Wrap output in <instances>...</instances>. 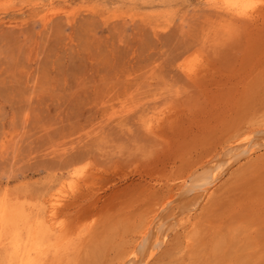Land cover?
Instances as JSON below:
<instances>
[{"label":"rangeland","instance_id":"1","mask_svg":"<svg viewBox=\"0 0 264 264\" xmlns=\"http://www.w3.org/2000/svg\"><path fill=\"white\" fill-rule=\"evenodd\" d=\"M217 1L0 0V264H264V0Z\"/></svg>","mask_w":264,"mask_h":264},{"label":"bare ground","instance_id":"2","mask_svg":"<svg viewBox=\"0 0 264 264\" xmlns=\"http://www.w3.org/2000/svg\"><path fill=\"white\" fill-rule=\"evenodd\" d=\"M255 1V0H254ZM211 2L213 4H215V0H211ZM218 2L220 1H217L216 0V3L219 4ZM222 3V2H221ZM211 4V3H210ZM222 5L228 9L230 12L231 15H234V16H247L249 15V11L245 8L246 6L242 3H237V2H227V3H222ZM258 6V5H256ZM254 9V8H253ZM260 9V8H259ZM257 14V13H256ZM262 15V13H261ZM260 17V16H259ZM258 18V17H257ZM186 69H187V72L190 74V75H197L198 72H199V66H193V65H188L186 66ZM159 135V134H157ZM206 174V173H205ZM94 177H96L94 175ZM200 180V179H199ZM86 181V180H85ZM96 181V180H95ZM87 185L85 186H88L91 185V184H94V186H97L95 183H88V181H86ZM94 182V181H93ZM200 182V181H199ZM85 184V183H84ZM75 185V184H74ZM78 185V184H77ZM75 185V186H77ZM82 186V185H80ZM86 187V188H79L78 190L73 189L71 191V193H68L66 192L65 190H61L60 194H57L55 197H54V200H53V206H52V209L50 211V217H51V222L53 224H59V226L63 227L65 224V219L64 218H68V216L74 214L75 212L76 213H79L80 215V212L82 211H87V215H88V218H91L90 217V214L95 210V205L97 204V202L99 201V195H100V189L97 188V187ZM83 187V186H82ZM73 188V187H72ZM78 188V186H77ZM100 188L101 185H100ZM196 188V187H195ZM53 199V198H52ZM168 200V199H167ZM169 201V200H168ZM89 204V205H87ZM166 205V204H165ZM164 205V206H165ZM162 206V204H161ZM156 208V207H155ZM164 210V209H163ZM45 212V211H44ZM43 212V213H44ZM160 212V211H159ZM158 211L155 212V216L157 217L158 216ZM45 214V213H44ZM86 214V213H85ZM82 215V213H81ZM81 215L79 216V218H81ZM94 215V214H93ZM155 217V218H156ZM154 218V219H155ZM158 218V217H157ZM156 218V219H157ZM95 219V218H94ZM93 220V219H92ZM151 222V221H150ZM155 222V221H154ZM41 223V222H39ZM50 224V222H49ZM151 224V223H150ZM51 225V224H50ZM52 226V225H51ZM150 226V225H149ZM152 226V225H151ZM55 227V226H54ZM53 227V228H54ZM151 228V227H150ZM34 229V228H33ZM147 229V228H146ZM145 233V232H144ZM148 234V233H147ZM35 235V234H34ZM60 235V234H59ZM58 235V237H59ZM241 235V234H239ZM57 238V237H56ZM60 238V237H59ZM38 242V241H37ZM36 244V243H35ZM35 246V245H34ZM33 246V247H34ZM32 247V248H33ZM45 249H46V246H44ZM48 248V247H47ZM41 250V249H40ZM59 251V249H58ZM57 251V252H58ZM36 253V254H34ZM40 252L38 250H29L26 254V259H25V264H40L41 263V259L39 257V254ZM58 255V254H57ZM59 256V255H58ZM21 258V257H20ZM62 258V257H61ZM60 258V259H61ZM59 259V258H57ZM55 259V260H57ZM59 259V260H60ZM22 262V261H21ZM67 262V261H66ZM60 264V263H58Z\"/></svg>","mask_w":264,"mask_h":264}]
</instances>
